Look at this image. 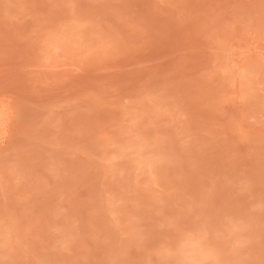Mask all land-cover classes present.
<instances>
[{
  "label": "rangeland",
  "instance_id": "rangeland-1",
  "mask_svg": "<svg viewBox=\"0 0 264 264\" xmlns=\"http://www.w3.org/2000/svg\"><path fill=\"white\" fill-rule=\"evenodd\" d=\"M0 264H264V0H0Z\"/></svg>",
  "mask_w": 264,
  "mask_h": 264
}]
</instances>
